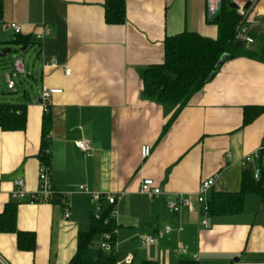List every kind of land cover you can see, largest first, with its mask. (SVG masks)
I'll use <instances>...</instances> for the list:
<instances>
[{"label": "crops", "instance_id": "0c3cea01", "mask_svg": "<svg viewBox=\"0 0 264 264\" xmlns=\"http://www.w3.org/2000/svg\"><path fill=\"white\" fill-rule=\"evenodd\" d=\"M104 1L3 2L0 88L11 90L4 74L11 70L13 46L27 50L13 42L16 34L9 24L16 23L22 36L34 39L43 25L49 33L34 46L38 67L25 64L26 74L13 77L17 101L4 98L1 90L0 102L24 106L25 127L0 128V214L13 207L15 229L33 232L35 246L20 250L15 232H0V264H67L78 232L89 229L97 204L93 195L107 193L119 196L118 264H127L122 263L126 254L132 256L131 264H178L193 255L198 264H224L231 257L233 264H264V194L248 193L240 213L207 214L208 226L201 223L202 206L212 193L239 190L245 169L241 160L264 139V111L242 124L244 106H264V60L227 58L165 128L173 110L143 97V72L163 62L167 36L184 31L216 36V24L206 17V0H125V21L119 25L105 22ZM245 20L255 37L244 45L256 50V38L264 34V0L248 9ZM52 58L57 65H45ZM43 86L62 90L49 104L47 168L59 198L30 204L12 200L10 192L17 178L28 191L38 187ZM78 140L88 141L90 150L78 149ZM143 145L150 148L146 157ZM256 165L249 164L251 172ZM211 177L214 183L200 201L198 187ZM144 178H151L162 194L140 193ZM175 194L189 196L192 206L167 209ZM165 225L172 227L169 233L163 232ZM146 234L154 240L142 247L137 238ZM135 245L143 249L139 255L131 251ZM180 247L186 254L178 252Z\"/></svg>", "mask_w": 264, "mask_h": 264}, {"label": "trees", "instance_id": "16d2710c", "mask_svg": "<svg viewBox=\"0 0 264 264\" xmlns=\"http://www.w3.org/2000/svg\"><path fill=\"white\" fill-rule=\"evenodd\" d=\"M4 1L0 0V22ZM104 20L107 24H123L125 21V0H105ZM210 21L217 27V34L214 38L189 31L167 36L163 41V62L151 64L143 72V97L156 100L160 105L168 106L173 110L165 128L174 120L178 110L205 84L222 54L226 53L233 57L242 55L264 60L259 56V48L248 50L243 43L236 39L242 18L234 8L228 6L226 0H220L218 14ZM256 39L260 45L263 44L264 34ZM13 42L23 44L27 49L30 46L34 47L39 41L18 33ZM263 111L264 106H244L242 124L250 123ZM24 127V106L0 102V128L2 130H22ZM50 128L51 118L48 109L43 113L41 141L37 155L40 163L47 167L50 163ZM248 193L263 195L264 184L253 178L252 172L247 166L242 173L239 190L211 194L206 202L208 216L240 213L244 206V197ZM114 226V222L107 213V208L100 212L98 218L94 214L91 215L89 229L78 232L75 253L67 264H114L117 259L115 251L106 252L98 246L101 235L105 232H112ZM0 232H15L18 249L24 251L34 249L33 232L15 229V209L11 206L0 214ZM112 239L115 240L114 235ZM141 264H156V262L144 260ZM178 264H198V262L193 259H182Z\"/></svg>", "mask_w": 264, "mask_h": 264}, {"label": "built area", "instance_id": "2783aa9c", "mask_svg": "<svg viewBox=\"0 0 264 264\" xmlns=\"http://www.w3.org/2000/svg\"><path fill=\"white\" fill-rule=\"evenodd\" d=\"M234 4V9L241 16L242 21L240 22L236 34V39L243 44H252L254 38L251 35V24L245 20V15L248 12V9L257 1V0H230ZM220 8V0H206V17L208 20L214 19ZM9 27L13 30L15 34L20 33V28L16 23H10ZM49 33V28L47 25H43L41 30L35 34V39L37 41L41 40L45 35ZM56 66L57 60L55 58L50 59L45 62V65ZM64 73L69 75L70 69L65 68ZM26 74V66L21 57H14L11 63V70L5 72V79L7 82V88L13 90L15 87V82L13 80L14 76H21ZM60 88H50L43 86L41 88L40 94V104L43 109V112H47L49 109V104L52 95L61 93ZM75 146L83 152L90 150V144L86 140H78L75 143ZM150 148L148 145H143L141 147V155L143 157L148 156ZM257 162L255 170L252 172V176L255 180H260L264 184V139L261 140L259 146L253 154H248L244 156L241 160V164L245 167L249 166L250 163ZM47 166L44 164L40 165L38 173V187L34 191H28L25 188L24 181L21 178L13 180V189L10 192V197L14 201H23L26 200L30 204L42 203V202H52L53 200L59 198V194L55 191L52 181L48 175ZM214 177L207 178L201 181L197 195H199V200L202 201L201 196L204 195L213 185ZM80 189H83L80 187ZM139 192L147 194L149 197L155 195H160L162 192L155 186L151 178H144L139 186ZM118 194L116 193H107V194H95L93 195L94 200L96 201L95 213L94 216L98 218L101 211L104 208H107V213L114 222V228L112 232H105L101 235L100 240L98 241V246L102 250L109 252L111 250L117 251V243L112 239V236L116 234V222L115 218L117 215L116 203L118 199ZM100 200H105L106 205L101 204ZM192 202L189 196L184 194H175L171 200L166 202V208L170 211L177 212L182 207H191ZM202 226H208L207 215V203L204 202L202 206ZM65 217H68V210L65 209ZM182 230V228H178ZM172 230L170 225H165L163 227L164 233H169ZM153 237L151 235H142L137 238V242L140 246L144 247L147 244L153 242ZM180 254H186L187 250L184 247L178 249ZM193 260H196V255L192 256ZM132 256L129 254L125 259L127 264H131ZM114 264H118L115 262Z\"/></svg>", "mask_w": 264, "mask_h": 264}, {"label": "rangeland", "instance_id": "374dc122", "mask_svg": "<svg viewBox=\"0 0 264 264\" xmlns=\"http://www.w3.org/2000/svg\"><path fill=\"white\" fill-rule=\"evenodd\" d=\"M227 4L229 7L233 8L234 4L230 1V0H226ZM252 33V32H251ZM252 35V34H251ZM13 51L15 52H11L9 53V56H13V57H21L23 59V61L25 62V64L28 66V68H32V67H38V60L35 56V48L34 47H28L26 51H19L18 50V47L16 46H13ZM0 72H1V68H0ZM1 75V74H0ZM2 88H0V100L2 99L1 97L3 96V93L1 92L4 91L5 94H4V98L10 100V101H13V102H16L17 101V93H12L11 90H7L6 89V86H1ZM33 89H35L36 91V86L33 84L32 85ZM133 250H131L132 252H134V250H136V255H139L140 251H142L143 249L136 246L135 247L133 246L132 248ZM129 254H126L123 259H122V263H126L125 262V259L127 258ZM227 258V257H226ZM225 259V258H224ZM228 261H226L224 264H233V257L231 258H227ZM220 262H217L216 264H218Z\"/></svg>", "mask_w": 264, "mask_h": 264}, {"label": "water", "instance_id": "95a60500", "mask_svg": "<svg viewBox=\"0 0 264 264\" xmlns=\"http://www.w3.org/2000/svg\"><path fill=\"white\" fill-rule=\"evenodd\" d=\"M235 6H233L234 8ZM258 52H259V56L261 58H264V44L260 45L259 49H258ZM232 58L233 55H228L226 53L222 54L221 57L219 58L218 62L216 63L215 65V69L214 71L208 76L207 81H209L215 74V72L220 68V66L222 65V63L227 59V58Z\"/></svg>", "mask_w": 264, "mask_h": 264}]
</instances>
